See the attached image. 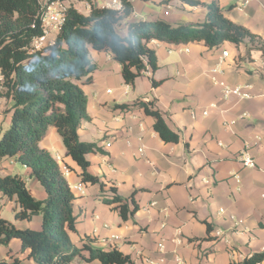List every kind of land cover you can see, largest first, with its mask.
Here are the masks:
<instances>
[{
    "label": "crops",
    "instance_id": "0c3cea01",
    "mask_svg": "<svg viewBox=\"0 0 264 264\" xmlns=\"http://www.w3.org/2000/svg\"><path fill=\"white\" fill-rule=\"evenodd\" d=\"M103 1L92 0V4L101 7ZM199 1H216L227 19L264 41V0ZM245 1L248 4L238 10ZM130 3L137 17L130 15L120 24L121 35L133 21L160 19L172 25H195L206 14L204 7L179 0ZM73 6L84 14L89 11L85 2H73ZM149 46L156 52L158 69L151 76L159 82L156 87L151 85L149 72L138 77L133 86L124 85L119 64L106 53L89 50L96 70L91 83L82 89L89 100L91 120L82 123L78 136L80 141L99 148L86 155L87 171L104 183L103 189L98 184L80 182L78 169L66 157L54 128L49 127L40 141V148L53 159L56 155L61 158L58 165L75 195L71 206L77 224L75 232L69 234L71 241L80 244L91 239L92 247L102 250L117 247L129 254L134 264L156 261L160 257L159 243L166 258L178 254L186 264H237L248 255L264 253V55L259 50L248 53L245 44L227 42L215 48L203 43L168 46L155 41ZM222 51L228 55L223 75L217 79L230 86L250 85L253 98L220 97V87L211 82L210 69L216 66ZM139 98L156 100L168 127L179 134L178 143L162 142L153 130V119L141 111L115 109L117 104ZM11 106L7 101L1 113L0 132L3 120L10 124L7 112ZM245 144H249L256 164L253 169L242 168L238 159ZM63 166L73 169L64 172ZM0 174L23 176L35 199L46 198L36 180L29 177V169L14 158L2 159ZM78 184L83 194L74 190ZM110 186L123 199L133 197L137 205L126 221L106 203L111 198ZM14 207L13 201L0 194L2 218L7 208L12 211ZM39 219L25 222L13 217L11 222L18 228L37 230ZM218 231L220 237H216ZM13 256L21 259L20 264H33L24 259L15 239L7 247L0 246V261L10 262ZM70 264L100 263H86L77 257Z\"/></svg>",
    "mask_w": 264,
    "mask_h": 264
},
{
    "label": "trees",
    "instance_id": "16d2710c",
    "mask_svg": "<svg viewBox=\"0 0 264 264\" xmlns=\"http://www.w3.org/2000/svg\"><path fill=\"white\" fill-rule=\"evenodd\" d=\"M67 2L64 23L54 38V44L31 52L33 40L42 35V8L38 0H0V77L5 91L2 98L12 103L9 128L0 132V162L14 158L29 169L46 195L35 199L28 191L26 179L18 174H0V194L14 202V219L32 222L39 219V229L18 228L0 216V246L17 240L24 259L33 264H70L79 257L84 262L100 264H134L130 255L117 247L102 250L92 247L93 240L74 244L69 234L75 232L77 216L71 203L75 195L65 179L62 168L51 154L40 148V141L49 127L56 130L65 148L66 157L76 165L81 183L101 189L104 183L88 173L86 155L98 151V146L80 141L78 130L91 120L89 100L82 86L90 84L96 64L89 50L108 54L120 66L124 85L149 72L152 87L158 85L151 76L158 69L153 41L168 46L203 43L208 48L223 43L245 44L248 53L259 50L264 55V41L247 28L227 19L216 1L179 0L181 3L206 9L204 20L195 25H172L164 20H138L127 24L121 35L120 24L133 12L128 0H121L123 10L116 12L92 4V0H47ZM169 0H162L165 3ZM73 2L89 4L88 13L79 12ZM126 112L141 111L153 119V130L164 143H178L179 134L166 124L155 99L139 98L115 106ZM69 171L73 168L65 166ZM111 198L106 200L120 218L133 216L137 205L133 197L123 199L110 186ZM132 200V201H131ZM132 202V208L129 207ZM264 253H253L237 264H261ZM13 256L10 262L20 264Z\"/></svg>",
    "mask_w": 264,
    "mask_h": 264
},
{
    "label": "built area",
    "instance_id": "2783aa9c",
    "mask_svg": "<svg viewBox=\"0 0 264 264\" xmlns=\"http://www.w3.org/2000/svg\"><path fill=\"white\" fill-rule=\"evenodd\" d=\"M41 4L40 1L38 0ZM130 2V0H128ZM220 1V0H217ZM247 1L243 2L240 7H237L238 10H242ZM42 10V35L35 38L31 44V52L40 51L43 48L50 47L54 44V37L60 31L63 23H64V16L67 5L65 2L60 1H53V2H43L41 4ZM101 8L113 10L116 12H121L123 10V4L121 0H104L102 2ZM133 18H136V14H131ZM52 35V37H51ZM185 52H188V49H184ZM228 53L226 51H222L220 57L218 58L217 64L215 67L210 69V79L213 85H218L220 87V97L224 100L229 98H235L237 100H244V99H251L253 95L250 93L251 86L248 84L230 86L225 84L222 81L217 79L218 75H223L222 67L224 65L225 59ZM1 80V77H0ZM210 107L215 108V104H211ZM192 117L194 113H191ZM203 116L207 115L206 111L202 112ZM1 116V112H0ZM220 145V144H219ZM109 146V144H107ZM250 146L249 144H245L244 147L240 150L238 154V159L242 168H250L253 169L256 167L255 162L253 161L250 153ZM54 160L57 163H60L61 158L56 155ZM64 172H67V169L63 166ZM74 190L78 191L79 193L83 194V188L81 184H78L74 187ZM219 212H223V210H219ZM233 219V217H231ZM238 224H241V220H236ZM221 233L218 231L216 232V237H220ZM179 242V241H177ZM158 252L160 253V257L156 261L148 260L151 264H186L184 259L178 255L174 254L169 259L164 256V248L161 243L157 245Z\"/></svg>",
    "mask_w": 264,
    "mask_h": 264
},
{
    "label": "rangeland",
    "instance_id": "374dc122",
    "mask_svg": "<svg viewBox=\"0 0 264 264\" xmlns=\"http://www.w3.org/2000/svg\"><path fill=\"white\" fill-rule=\"evenodd\" d=\"M40 2H41V4H43L44 1L42 0ZM51 37H52V35H51ZM4 91H5V89L2 86V81L0 80V106L2 105V107H3L2 110L0 109V112L2 113V115H3V112H5V107H6V102H7L4 98L1 97V96H3ZM8 119H10V117ZM8 128H9V124L7 125V123L3 120L2 125H1V132L7 130ZM3 217L9 221H12L11 219H13V217H14L13 216V210L11 211L10 208H7L3 212Z\"/></svg>",
    "mask_w": 264,
    "mask_h": 264
}]
</instances>
